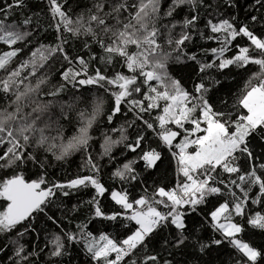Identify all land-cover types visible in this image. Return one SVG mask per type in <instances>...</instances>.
<instances>
[{"label":"snow or ice","instance_id":"obj_1","mask_svg":"<svg viewBox=\"0 0 264 264\" xmlns=\"http://www.w3.org/2000/svg\"><path fill=\"white\" fill-rule=\"evenodd\" d=\"M0 264H264V0H0Z\"/></svg>","mask_w":264,"mask_h":264}]
</instances>
